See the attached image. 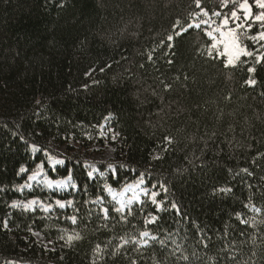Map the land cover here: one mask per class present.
<instances>
[{
  "label": "trees",
  "instance_id": "16d2710c",
  "mask_svg": "<svg viewBox=\"0 0 264 264\" xmlns=\"http://www.w3.org/2000/svg\"><path fill=\"white\" fill-rule=\"evenodd\" d=\"M242 2L0 0V264H264V51L250 38L264 29L238 30L254 55L236 67L208 57L204 31L167 42L177 20ZM104 126L116 162L91 178ZM52 143L64 167L50 166ZM40 168L75 188L25 190ZM141 178L162 210L117 212L106 189ZM32 200L51 210L12 207Z\"/></svg>",
  "mask_w": 264,
  "mask_h": 264
},
{
  "label": "rangeland",
  "instance_id": "374dc122",
  "mask_svg": "<svg viewBox=\"0 0 264 264\" xmlns=\"http://www.w3.org/2000/svg\"><path fill=\"white\" fill-rule=\"evenodd\" d=\"M218 13H220V14L219 15L214 14L213 16H210L209 14L205 15L204 11L202 10V11H200L199 15L194 17L192 23L195 24V23H200L201 21H206L207 22L206 24L201 23L200 29L193 28V31L195 33H199V34H201L200 33L201 31H204L205 36L212 43H217L218 48L222 51L223 50V41L220 37V34L218 32H216L215 30L217 28H220L221 31H224L226 33L227 28H225L222 25V20L224 19L225 16H228L230 18L231 15H228L229 13H225V14H222L221 12H218ZM237 14L241 18V21H243V16L245 15V13L242 10H240V8H239V10L237 11ZM252 15H253V13H252ZM229 27H231V28L236 27L235 23L233 22V20L231 18L229 19ZM207 32H212L213 35H215L217 37V40L212 41L211 37L206 35ZM256 44L258 45L259 50H261V52L264 51V47H261V45H264V40H261ZM243 57H245V56H242L241 58H243ZM105 127L106 126L103 127V135H102L103 143H97V144L93 145V147L90 149V151L85 155V159L89 163H92V164L93 163H110V164H113L114 162H116L114 160L115 149H114L113 143L116 142L117 135L115 133L110 134V132H108ZM51 147L53 150H55L61 156H66L69 153L65 146H61L59 144L52 143ZM56 160H63V159H61V158H50L49 162H50V166L52 168L62 167L64 165V164H62V165L56 164L55 163ZM86 166L88 168L93 167L90 164H88ZM95 173H97V172L94 168H93V170H90V176L91 177H93L95 175ZM34 175L36 176V179L35 180H29L28 184L25 185V187H24L25 190L32 191L37 187H41V188L46 189L48 191H63V190H68V189L73 187L72 180L67 179V180H65V185L62 188L57 187L55 185V183H53V186L51 188H49L47 186V184L44 183V181L50 180V179L47 177L46 173L44 172V170L42 168H40ZM140 181H141V179L138 180L137 182H135L134 184L126 185L120 192L114 191L112 189H108L109 197L115 203V205L118 208H121V204L124 205L121 212H125L128 208H130L132 206H140L147 199H148L147 201L151 203L150 195H148V196L144 195L143 189L147 188L150 191H153V190H151L150 188L147 187V184L145 181L143 184H141ZM36 201H38V200H36ZM28 204H25V205L17 204L16 208L23 209L24 211H34V210H37L40 208L45 212H48L51 210V208L43 205L39 201L36 204H32L31 207H26V205H28ZM160 205H161V203H160ZM157 210H162V205ZM34 236L37 238V241H39L43 246H45V247L50 246V242H47L39 234H35ZM142 239L144 240L143 244H147L148 236L145 237L142 235Z\"/></svg>",
  "mask_w": 264,
  "mask_h": 264
},
{
  "label": "snow or ice",
  "instance_id": "6c2138e0",
  "mask_svg": "<svg viewBox=\"0 0 264 264\" xmlns=\"http://www.w3.org/2000/svg\"><path fill=\"white\" fill-rule=\"evenodd\" d=\"M196 7L200 8L201 7V0H194ZM255 4L260 8V9H264V0H255ZM240 10H242L245 15L243 16V21H241V18L238 16L237 11L233 10L231 11V19L233 20V22L235 23L236 27L235 28H231L229 27V17L225 16L224 19L222 20V25L227 28V32L225 33L224 31H221L220 28H217L215 31L218 32L220 34V37L223 41V50L221 51L218 48V44L217 43H211V48L208 50V57L212 58V59H216L219 58L221 60H224V67H236L238 63H246V61H241V57L242 56H247V57H252L254 55V51H249L247 45H244L242 43V40L240 39L239 36H237V32L240 28H245L246 31H251L252 28V24L256 23V22H260V26L261 29H264V12H261L258 15H255L254 17L252 16V8L248 3V0H243L242 3H240L239 5ZM204 14L207 15L208 12L206 9L203 10ZM216 15H219L220 13H214ZM252 20V23H248L249 20ZM201 23L206 24V21H201L200 23H187L186 25L181 24V22L179 20H177L172 27V34L167 36V42H168V47L171 48L172 47V42L174 40V38L176 36H180L183 35L185 33H190L191 30L193 28L195 29H200L201 28ZM206 35L210 36L212 41H216L217 37L215 35H213L212 32H207ZM242 35V34H241ZM255 43H258L261 40H264V30L257 32L256 35L251 36L250 37ZM161 43L163 44L164 42L161 41ZM261 47H264V45H261ZM213 50H215V53L213 52ZM258 51V49L256 50ZM149 59L151 60L152 57L149 56ZM262 60H264V55H260L256 57V61L257 63L261 62ZM169 63H171V61H169ZM247 71L249 73H252L255 71V69L253 67H248ZM246 84H248L249 86H254L256 81L249 78L245 81ZM168 87H170L169 85H165V88L167 89ZM107 119V117H106ZM168 140V143H171V140L166 138ZM33 151H40V149H38L35 145H33ZM56 164L58 165H62L65 163V161L63 160H56L55 161ZM27 169L24 167L20 168V172L23 173L25 172ZM244 171H247L246 169H244ZM29 180H35L36 176L32 175L28 177ZM44 183L47 184V186L49 188H51L53 186V183H55V185L57 187L62 188L65 185V181L64 180H57L55 182L51 181V180H46L44 181ZM141 184L144 183V179L141 178L140 181ZM160 188H164L163 185H159ZM166 191V189H164ZM230 190V189H229ZM221 191H224V189H221ZM144 195L148 196L150 195L151 198V203L153 205L157 206V209L160 208V202L157 200V196L159 195L158 192L156 191H150L149 189L145 188L143 189ZM38 203V201L33 200L31 201L28 205H26V207H31L32 204H36ZM59 207L63 208L64 204L61 203L60 201L56 202ZM68 203H71L70 201ZM17 205L15 203H13L12 207H16ZM124 205L121 204V208L116 209L117 212H121L123 209ZM176 205L172 204V208L176 209ZM108 210L105 209V213L107 214ZM72 220L73 223H75L76 221V217H71L70 218ZM155 219V217H153V220ZM241 223H246V221H241ZM4 227H7V222H4ZM143 236L147 237L149 235L148 232H143L142 233ZM73 236H68V241L73 240ZM78 238V237H75ZM152 239H156V237H152ZM162 243V242H161Z\"/></svg>",
  "mask_w": 264,
  "mask_h": 264
}]
</instances>
